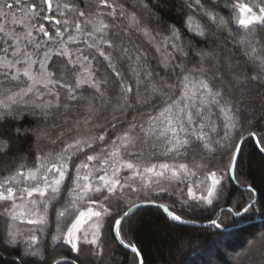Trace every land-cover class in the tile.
Returning a JSON list of instances; mask_svg holds the SVG:
<instances>
[{
  "label": "snow or ice",
  "instance_id": "6c2138e0",
  "mask_svg": "<svg viewBox=\"0 0 264 264\" xmlns=\"http://www.w3.org/2000/svg\"><path fill=\"white\" fill-rule=\"evenodd\" d=\"M256 120L264 0H0V157L19 161L0 178V264L18 246L11 264H48L49 238L76 254L51 264H119L115 241L139 257L121 234L127 192L174 182L188 207L222 200L234 132Z\"/></svg>",
  "mask_w": 264,
  "mask_h": 264
},
{
  "label": "trees",
  "instance_id": "16d2710c",
  "mask_svg": "<svg viewBox=\"0 0 264 264\" xmlns=\"http://www.w3.org/2000/svg\"><path fill=\"white\" fill-rule=\"evenodd\" d=\"M53 2L55 4L56 0ZM229 2H236V0H229ZM239 2L252 5L255 0H239ZM221 14L227 16L229 11H221ZM166 19L169 23H177L179 26L176 13L168 14ZM44 23L47 27L48 22ZM233 27L235 28V25ZM194 43H197L198 47L207 46L197 41ZM30 120L31 118L25 121V126L35 127L36 125ZM237 133L244 137L249 133L254 135L242 144L240 157L242 163L236 173L237 179L229 181L222 200L215 201L212 205L193 208L182 204L180 198L169 191L154 192L148 198L154 202L167 204L185 218L202 223L215 219L222 226L217 228L212 224L184 225L172 221L163 209L157 206L142 207L132 213L122 225L121 234L127 243L135 244L142 254L144 264H233L227 254L239 257L240 261L237 264H264V248L259 245L251 246L253 238L264 233V150H262L264 149V120H256L251 125L245 122L234 132V136ZM28 143L23 144L24 149H27ZM18 162L14 160V154L0 157V178L15 170ZM29 166H31V158ZM249 202L253 206L247 213L242 212L241 216L234 215L235 211L241 210L236 207L237 205H247ZM130 205L124 198L118 210L126 211ZM224 228L229 230H223ZM48 244V248L45 249V259L48 264L61 257L72 260L76 256L67 246L52 249L50 238ZM19 250L18 246L4 252L8 264H11ZM213 252L215 257L212 259L210 257ZM113 255L119 264H134V259L135 264H139L140 261L135 253L120 245L119 241H115ZM209 259L213 262L210 263Z\"/></svg>",
  "mask_w": 264,
  "mask_h": 264
},
{
  "label": "rangeland",
  "instance_id": "374dc122",
  "mask_svg": "<svg viewBox=\"0 0 264 264\" xmlns=\"http://www.w3.org/2000/svg\"><path fill=\"white\" fill-rule=\"evenodd\" d=\"M154 162V161H153ZM122 174H126V173H123ZM138 185H134V187H137ZM165 186L168 187L169 189V192L170 193H175V195L179 198V193L177 192V189L175 187V183L174 182H166L165 183ZM154 193V191H151V190H142V191H128L125 198L127 200V202H129V204H131L130 206L136 204V203H141V202H147L150 197V195ZM215 202V201H214ZM158 203V202H156ZM160 204H165V203H160ZM167 205V204H165ZM168 206V205H167ZM59 207V206H58ZM169 207V206H168ZM129 209V208H128ZM127 209V210H128ZM169 209L174 212L175 214L179 215L178 213H176L174 210H172L170 207ZM126 210V211H127ZM181 216V215H180ZM183 219H187V220H191V219H188V218H185L183 216H181ZM193 221V220H191ZM207 223V222H206ZM124 224V223H123ZM122 227V226H121ZM227 229V228H224V230ZM131 251V250H130ZM224 252L226 251L225 249L223 250ZM228 255V258L232 261V263L234 264H237L239 261H240V258L236 257L235 255L233 254H227ZM215 257V253L213 252V254L211 255L210 258H214ZM212 259H209L210 260V263L213 262Z\"/></svg>",
  "mask_w": 264,
  "mask_h": 264
},
{
  "label": "water",
  "instance_id": "95a60500",
  "mask_svg": "<svg viewBox=\"0 0 264 264\" xmlns=\"http://www.w3.org/2000/svg\"><path fill=\"white\" fill-rule=\"evenodd\" d=\"M250 136H252V135H246L245 136V140L247 139V138H249ZM244 140V141H245ZM135 205V207L132 209V212L129 214V216L128 217H126V218H124L123 220H122V225H123V223H125L126 222V220L130 217V215L132 214V213H134L136 210H138V209H140V208H142V207H146V206H157V207H159V208H161V209H163V211L165 212V214L172 220V221H174V222H177V223H180V224H184V225H196V226H208V225H210L211 223L210 222H205V223H202V222H196V221H191V220H187V219H183L182 218V221L183 222H181V221H175V220H173L170 216H169V212H172L170 209H169V207L167 206V205H165V204H160V203H156V202H141V203H136V204H134ZM167 209V210H166ZM128 211V210H127ZM177 215V214H176ZM224 230V229H223ZM225 230H229V229H225ZM128 250H131L130 248H127ZM139 259H140V261L142 260V262H143V264H144V260H143V257H142V254L140 253V251H139Z\"/></svg>",
  "mask_w": 264,
  "mask_h": 264
}]
</instances>
